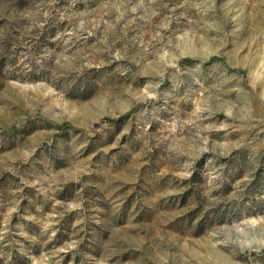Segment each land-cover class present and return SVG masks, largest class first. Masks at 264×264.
I'll use <instances>...</instances> for the list:
<instances>
[{"label":"rangeland","instance_id":"1","mask_svg":"<svg viewBox=\"0 0 264 264\" xmlns=\"http://www.w3.org/2000/svg\"><path fill=\"white\" fill-rule=\"evenodd\" d=\"M0 264H264V0H0Z\"/></svg>","mask_w":264,"mask_h":264},{"label":"trees","instance_id":"2","mask_svg":"<svg viewBox=\"0 0 264 264\" xmlns=\"http://www.w3.org/2000/svg\"><path fill=\"white\" fill-rule=\"evenodd\" d=\"M127 116H128V115L126 114V115H124V116H122V117H119L118 119L113 120V121H121V120H124ZM57 128H58V130H59L61 136L65 135L66 132H67V130H68L69 128H70L71 130H73L74 132H81V131L78 130V129H75V128H73V127H69V125H67V124H62V125L58 126Z\"/></svg>","mask_w":264,"mask_h":264}]
</instances>
